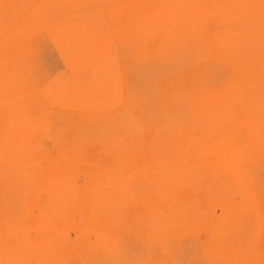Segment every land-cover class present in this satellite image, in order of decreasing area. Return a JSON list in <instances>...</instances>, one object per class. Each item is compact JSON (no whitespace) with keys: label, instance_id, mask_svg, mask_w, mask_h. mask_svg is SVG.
Segmentation results:
<instances>
[{"label":"rangeland","instance_id":"obj_1","mask_svg":"<svg viewBox=\"0 0 264 264\" xmlns=\"http://www.w3.org/2000/svg\"><path fill=\"white\" fill-rule=\"evenodd\" d=\"M0 264H264V0H0Z\"/></svg>","mask_w":264,"mask_h":264},{"label":"bare ground","instance_id":"obj_2","mask_svg":"<svg viewBox=\"0 0 264 264\" xmlns=\"http://www.w3.org/2000/svg\"><path fill=\"white\" fill-rule=\"evenodd\" d=\"M70 176V175H69Z\"/></svg>","mask_w":264,"mask_h":264}]
</instances>
